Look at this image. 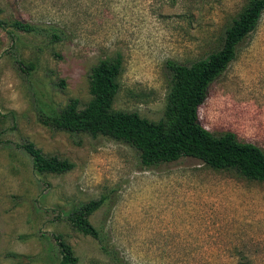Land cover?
<instances>
[{"label":"rangeland","instance_id":"1","mask_svg":"<svg viewBox=\"0 0 264 264\" xmlns=\"http://www.w3.org/2000/svg\"><path fill=\"white\" fill-rule=\"evenodd\" d=\"M245 1L0 0V264H57V234L78 264H264V181L191 157L145 167L128 142L39 119L70 98L82 107L90 67L119 54L112 108L157 120L169 86L165 61L189 64L219 48ZM16 19L33 31L12 28ZM197 117L214 135L231 131L264 150V10L208 86ZM24 142L73 167L36 173ZM101 195L89 221L113 256L65 220Z\"/></svg>","mask_w":264,"mask_h":264},{"label":"trees","instance_id":"2","mask_svg":"<svg viewBox=\"0 0 264 264\" xmlns=\"http://www.w3.org/2000/svg\"><path fill=\"white\" fill-rule=\"evenodd\" d=\"M263 10L264 0H246L224 27L219 48L189 64L171 59L165 61L170 74L169 86L162 116L157 120L147 119L135 111L112 108L119 89V54L100 58L90 67L89 99L82 107L78 106L77 99L70 98L58 111L41 113L39 119L59 130L84 132L92 137L100 134L128 142L137 150L140 163L145 167L191 157L215 169L234 168L246 179L264 181L263 149L238 140L231 131L214 135L201 126L197 117V109L206 97L208 86L235 58L238 43L255 29ZM5 23L0 20V26ZM9 25L24 32L34 28L18 19ZM58 37L51 32L52 41ZM18 63L27 71L34 67L30 62L19 60ZM20 147L30 158L36 173L61 174L73 167L68 159L43 154L30 142H24ZM106 198L101 195L72 207L65 220L78 233L94 239L105 255L113 256L105 233L89 221V216ZM53 240L57 264H78L77 255L60 234L54 235Z\"/></svg>","mask_w":264,"mask_h":264}]
</instances>
